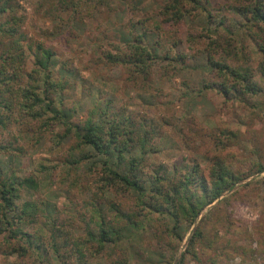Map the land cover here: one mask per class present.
I'll list each match as a JSON object with an SVG mask.
<instances>
[{"label": "rangeland", "instance_id": "374dc122", "mask_svg": "<svg viewBox=\"0 0 264 264\" xmlns=\"http://www.w3.org/2000/svg\"><path fill=\"white\" fill-rule=\"evenodd\" d=\"M167 1L12 0V4L18 6L16 17L25 19L24 46L37 43L50 50L51 77L69 82L56 94L54 106L70 124L80 125L96 102L102 109L110 104L151 129L159 152L148 156L145 175L160 163L184 171L196 160L206 176L212 163L220 161L246 178L221 195L217 201L226 199L224 204L218 207L221 202L215 201L189 230L181 227L180 243L169 241L158 224L159 219L167 222L164 217L143 218L134 194L104 187L101 156L80 147L60 123L48 122L50 113L35 119L17 110L2 137L6 149L0 152L4 173L0 179L14 174L19 181L34 180L36 189L20 187L15 204L30 203L36 212L19 224V231L30 236L27 254L21 252L23 243L16 241L19 234L16 239L4 235L0 264H80L83 256L82 264H173L179 256L178 264L199 219L215 207L203 224L206 238L214 243L198 246V260L186 255L183 264H264V172L256 173L257 167H264V98L249 97L244 104L232 94L225 98L216 90L201 89L205 82L212 84L204 54L211 41L196 36L190 43L189 36L201 28L202 17L193 13L178 30L168 26L160 15ZM247 1L210 0L208 9L233 17L229 6ZM138 36H143L141 45L157 56L146 78L106 60L108 52L116 55L113 46L133 43ZM242 44L249 59L231 51L228 57L224 54L226 60L232 66L248 62L256 69L260 55L255 44L249 39ZM26 52L23 83L35 68L32 53ZM82 155L88 159L81 160ZM130 216L138 226L129 224ZM102 218L117 230L113 239L118 241L99 249L88 234ZM69 240L76 249L68 248Z\"/></svg>", "mask_w": 264, "mask_h": 264}, {"label": "trees", "instance_id": "16d2710c", "mask_svg": "<svg viewBox=\"0 0 264 264\" xmlns=\"http://www.w3.org/2000/svg\"><path fill=\"white\" fill-rule=\"evenodd\" d=\"M209 2L210 0H168L160 11L162 22L178 30V25L193 13L202 17L201 28H196L189 36L190 43L194 42L196 36L211 41L206 43L204 54L212 84L205 82L201 89L216 90L225 98L232 94L244 104L249 97L264 98V0H249L239 5H230L229 11L233 17L214 15L208 9ZM17 11L18 6L12 4V0H0V152L6 149L2 137L13 125L17 110H25L35 119H41L50 113L52 116L48 118V122L60 123L65 127L66 133L72 132L80 147L90 148L103 158L100 167L104 187H120L134 194L138 205L145 212L142 217H164L167 222L159 219L158 223L162 234L167 235L169 241L180 243L181 227L189 230L206 207L246 177L233 172L220 161L212 163L206 176L201 172L196 160L191 162V165L188 164L184 171H180L176 165L160 163L154 167L151 175H145L148 156L159 152L157 144L152 142L153 136L149 131L151 129H146V122H136L125 110H114L110 104L102 109L100 102H96L93 110L80 125L70 124L66 115L56 111L54 106L56 94L64 91L69 82L54 80L51 77L49 64L53 53L50 50L37 43L24 46L26 36H21V27L25 19L16 17ZM226 22L230 24L227 25ZM141 39L143 36H138L133 43L113 46L116 55L108 52L107 62L131 67L135 74L146 78L157 56L141 45ZM248 39L255 44L260 55L256 69H252L248 62L230 65L226 57L231 51L235 56H246V59H249V54H243L246 47L242 44ZM26 49L32 53L35 68L26 74L27 80L23 83L25 73L22 71V65L27 56ZM121 54L125 57H121ZM178 58L180 60L182 57ZM141 80L144 82L145 79ZM63 137L65 136L60 138ZM86 159L87 155H82L81 160ZM263 172V166L257 167L256 173ZM3 174L0 171V175ZM262 181L264 183V178ZM20 187L35 190L37 185L32 179L19 181L14 174L0 179V237L9 235L10 239H16L19 234L16 241L23 243L20 249L22 254L26 255L31 247L30 236L19 231V224L23 218L35 215L36 211L30 203L16 206L15 200L19 196ZM224 201L218 204V207L224 204ZM216 209L218 208H213L214 211ZM210 213L207 212L199 219L178 264L184 263L186 255L197 261V247L205 248L207 242L209 245L214 243V240L206 238L203 227L212 214ZM132 217H126L127 221L130 225L138 226ZM92 226L88 237L99 249L118 241L113 239L118 236L117 230L105 219L102 218V221ZM8 242L6 239L5 243L11 244ZM68 242V248L70 245L71 250L77 248L70 240ZM10 250L17 251L14 247ZM83 257L80 258V264L83 263Z\"/></svg>", "mask_w": 264, "mask_h": 264}, {"label": "water", "instance_id": "95a60500", "mask_svg": "<svg viewBox=\"0 0 264 264\" xmlns=\"http://www.w3.org/2000/svg\"><path fill=\"white\" fill-rule=\"evenodd\" d=\"M182 249H184V246L182 247ZM179 260V256L175 258L173 264H177V261Z\"/></svg>", "mask_w": 264, "mask_h": 264}]
</instances>
